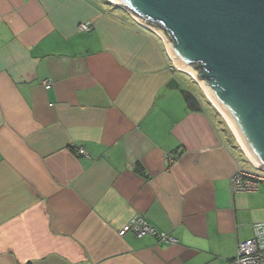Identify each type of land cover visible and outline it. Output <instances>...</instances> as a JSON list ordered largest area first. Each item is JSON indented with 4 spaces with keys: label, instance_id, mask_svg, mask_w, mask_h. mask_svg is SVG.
<instances>
[{
    "label": "crops",
    "instance_id": "0c3cea01",
    "mask_svg": "<svg viewBox=\"0 0 264 264\" xmlns=\"http://www.w3.org/2000/svg\"><path fill=\"white\" fill-rule=\"evenodd\" d=\"M167 54L97 0H0V264H224L253 237L264 186L231 177L257 166Z\"/></svg>",
    "mask_w": 264,
    "mask_h": 264
},
{
    "label": "water",
    "instance_id": "95a60500",
    "mask_svg": "<svg viewBox=\"0 0 264 264\" xmlns=\"http://www.w3.org/2000/svg\"><path fill=\"white\" fill-rule=\"evenodd\" d=\"M106 1L169 31L173 41L131 13L139 27L162 36L177 66L199 78L247 155L264 171V0ZM198 63L203 71L195 69ZM184 99L190 110L202 109L191 92Z\"/></svg>",
    "mask_w": 264,
    "mask_h": 264
},
{
    "label": "built area",
    "instance_id": "2783aa9c",
    "mask_svg": "<svg viewBox=\"0 0 264 264\" xmlns=\"http://www.w3.org/2000/svg\"><path fill=\"white\" fill-rule=\"evenodd\" d=\"M130 19L138 25V19L128 12ZM77 30L84 32L90 30V24L83 22L78 24ZM173 66L171 65V69ZM44 87H50L48 81L43 82ZM77 155H85L82 147L75 149ZM170 160V159H169ZM171 161V160H170ZM264 186V171L254 168H238L231 177V188L233 192H256ZM132 232L135 236L151 235L163 242H173L174 238L166 233L158 232L153 226L149 225L142 217L133 218L125 225L120 234ZM224 264H264V222L253 225V237L242 241L237 246L235 257L228 259Z\"/></svg>",
    "mask_w": 264,
    "mask_h": 264
},
{
    "label": "rangeland",
    "instance_id": "374dc122",
    "mask_svg": "<svg viewBox=\"0 0 264 264\" xmlns=\"http://www.w3.org/2000/svg\"><path fill=\"white\" fill-rule=\"evenodd\" d=\"M97 1L100 2V3H102V4H104L107 7V9H111V10L113 9V10L117 11V13H120V11H121L119 8H115L116 6H114L113 4L107 3L106 0H97ZM125 13H126V11H125ZM128 16H129V14H128ZM129 19H130V16H129ZM157 34L158 35L156 37L159 38L160 43H161V46L163 48L166 47L167 53H169V54H167V58L168 57L170 58V60H171L170 61V64L172 62L175 63V59L170 54V52L168 50V47H167L164 39L162 38V36L158 32H157ZM180 73L183 74V75H180L181 78H182V81L184 83L183 85L186 86V87H188L190 90H192L194 93H196L198 95V98L200 100V103L202 104L203 107H206L207 109H209L213 114H217V116L219 117V119L221 120V122L223 123V125L225 126L226 133L230 136L229 139H231V141L234 143V145H235L236 149L238 150V153L240 154V156L243 157V158H246L249 163L257 166L250 159V157L247 155L244 147L242 146L243 144H241L242 142H240V140H238L237 133L232 130V128L230 127V125L228 124V122L212 106L213 104H212V102L209 99L210 96L207 94V92H206L205 88L203 87V85L200 84L199 78L198 77H193V76H191L190 74H188L187 72H184V71H180ZM242 164H243L244 167H248L249 166V164H246V163H242ZM249 168L251 169V166H249Z\"/></svg>",
    "mask_w": 264,
    "mask_h": 264
},
{
    "label": "trees",
    "instance_id": "16d2710c",
    "mask_svg": "<svg viewBox=\"0 0 264 264\" xmlns=\"http://www.w3.org/2000/svg\"><path fill=\"white\" fill-rule=\"evenodd\" d=\"M127 10H128V9H127ZM128 11L130 12V10H128ZM128 11H126V15H127V16H128V13H127ZM131 13L134 14L135 16L141 18V19H146V21H148L149 24H150L152 27H154V28L157 29V30H161V31L165 32L166 34H168L169 40H170V41H173V38H172V36L170 35L169 31H168L166 28H164V26H163L160 22H158V21H153V20H150V19H147V18H143V16L139 15L138 13H136V12H134V11H132V10H131ZM128 18H129V16H128ZM195 69H196V70H199V71H203V70H204L203 67H202V65L199 64V63L197 64V66L195 67Z\"/></svg>",
    "mask_w": 264,
    "mask_h": 264
},
{
    "label": "bare ground",
    "instance_id": "6f19581e",
    "mask_svg": "<svg viewBox=\"0 0 264 264\" xmlns=\"http://www.w3.org/2000/svg\"><path fill=\"white\" fill-rule=\"evenodd\" d=\"M108 1H110V2H114V1H112V0H108ZM183 70V69H182ZM184 72H187V71H185V70H183ZM188 74H190L191 76H193V77H197L196 75H194V74H191V73H189V72H187ZM200 84H201V82H200ZM202 85V84H201ZM209 99H210V101L212 102V104L214 105V107L220 112V114H221V116L228 122V124L230 125V127L232 128V130L233 131H235L236 132V130H235V128L232 126V124L229 122V120L225 117V115L221 112V110L218 108V106L214 103V101L209 97ZM238 140H240V138H238ZM241 142V141H240ZM242 144V143H241ZM243 146V145H242Z\"/></svg>",
    "mask_w": 264,
    "mask_h": 264
}]
</instances>
